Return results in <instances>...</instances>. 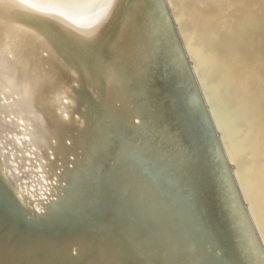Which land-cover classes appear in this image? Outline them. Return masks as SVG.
<instances>
[{"label": "bare ground", "instance_id": "obj_1", "mask_svg": "<svg viewBox=\"0 0 264 264\" xmlns=\"http://www.w3.org/2000/svg\"><path fill=\"white\" fill-rule=\"evenodd\" d=\"M164 1L180 46L161 0H0V173L23 201L69 175L39 264H264L234 192L264 252V0Z\"/></svg>", "mask_w": 264, "mask_h": 264}, {"label": "water", "instance_id": "obj_2", "mask_svg": "<svg viewBox=\"0 0 264 264\" xmlns=\"http://www.w3.org/2000/svg\"><path fill=\"white\" fill-rule=\"evenodd\" d=\"M161 3L167 14V25H168L169 32L171 34V39L173 40V42L175 43L177 42L180 46V39L175 29V25H174V22L172 21L171 14L169 13L168 7L164 0H161ZM250 45L252 44H248L247 48H249ZM183 60H184V67L189 75L188 77L189 85L191 86L193 84L192 89L194 90V93L192 94L194 97L193 102L195 105V110H193L192 107L189 106L188 111L191 115L195 116L198 119L197 122H200L201 124H203V127L208 130L210 134V138H211L210 142L212 141L213 143V140L216 142L217 138L215 136V131L213 129V126H212V123L209 117V112L207 110L206 104L203 105V102L199 95V91L197 90L198 88L196 89V86H195L196 84L191 74V68L187 65L188 61L186 62L187 59H185L184 55H183ZM189 78H190V81H189ZM165 91L166 93H169L170 87L167 86L165 88ZM148 101H149V98H148ZM172 103L173 101L169 102V100H167V102L161 101V104L158 105V108L162 106V110L165 111L166 114H169L170 110L172 111V107H173ZM158 113L159 112H157V115ZM95 117L96 116H90L86 119L84 128H83L84 134H87V131L90 127H92L93 129V124L97 120L95 119ZM134 119H135V123L139 122L138 117L136 118L134 117ZM153 120L154 122L156 120L157 124H166V122L162 120H157L156 118H153ZM148 121L149 120H146V122ZM135 140H136V136L133 137V142ZM217 144L218 142H216V145ZM219 145L220 144L216 146V151L218 148V150H220V153L222 154L224 158L223 152ZM127 149L131 150V151H127L128 155L131 154L132 149L131 148H127ZM224 161H225V158H224ZM69 166L73 167L75 165H73V163L70 162ZM91 166L92 165H90V170L94 168L93 166L92 167ZM226 172L230 174V172L227 171V169H226ZM75 173L76 171L74 172V175ZM68 176L57 177L56 183L58 185L54 182L51 184V185L56 186L55 192L58 190L59 191L58 194H56L55 192L49 193V191L47 190V194L44 195L43 199L29 198L30 200L23 201L25 195L21 193V190L19 189V187L18 186L14 187L13 184L9 182L6 178H4L0 173V264H5V263L6 264H24V263L28 264L30 262V261L25 262V257L22 254V252H18L15 249L16 248L15 237L21 238V241H25L27 244H30L33 246V249L27 254V256L33 261L34 264H39L37 260L41 261V257H45L49 260H54L52 258L53 251L49 249V245L44 240L40 239V238H46L47 237L46 234L43 232L42 233H39V232L48 231V232L54 233L55 235L53 236H56L57 234H59L57 233L58 231L68 230L71 227V225H67V228L62 229L63 225L57 224V219L50 217V214L53 216L52 213L59 209V202H60L61 195L64 196L66 193L70 191L69 183L65 184V180L68 178ZM230 179H231V175H230ZM231 182L233 184L232 179H231ZM47 184H50V182L48 181ZM60 184H62V187H59ZM235 187H234V192L236 194L238 204L241 207L244 213V216L250 225L252 234L256 238L257 245L260 248L259 252L260 253L262 252L263 254L262 256L264 257V252L262 248L260 247L259 238L256 235L253 226L251 225L249 214L242 204L243 202L241 199V195L239 196L238 189L236 191ZM50 198H51V201H49ZM180 203L184 205V213H180V214L184 216L186 221L191 223V219L193 216L192 215L193 205L184 204L183 202H180ZM79 204L82 205L81 209H79ZM79 204L76 203L77 209L80 212L86 211L83 203H79ZM34 206H36L37 208L39 207L40 209L39 208L35 209ZM91 207H93V205ZM49 209H51L50 212H49ZM74 213L75 215L70 219L71 223H73L76 220L75 210H74ZM85 219H88L87 212L85 213ZM81 225L84 227L83 229H86L87 231L89 230V227L88 229L86 228V224L84 223L79 224V226ZM104 229L106 228L104 227ZM155 234L160 235L157 233ZM19 236H23L24 238L19 237ZM41 251H45V253ZM41 254H43V256H41ZM1 259L3 260V262ZM73 263L83 264L82 260H80L78 263L77 262H73Z\"/></svg>", "mask_w": 264, "mask_h": 264}, {"label": "rangeland", "instance_id": "obj_3", "mask_svg": "<svg viewBox=\"0 0 264 264\" xmlns=\"http://www.w3.org/2000/svg\"><path fill=\"white\" fill-rule=\"evenodd\" d=\"M247 59H249V56H248V58Z\"/></svg>", "mask_w": 264, "mask_h": 264}]
</instances>
